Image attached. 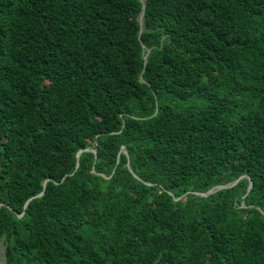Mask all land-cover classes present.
<instances>
[{"label": "trees", "instance_id": "obj_1", "mask_svg": "<svg viewBox=\"0 0 264 264\" xmlns=\"http://www.w3.org/2000/svg\"><path fill=\"white\" fill-rule=\"evenodd\" d=\"M143 8L0 0V264H264V0Z\"/></svg>", "mask_w": 264, "mask_h": 264}, {"label": "water", "instance_id": "obj_2", "mask_svg": "<svg viewBox=\"0 0 264 264\" xmlns=\"http://www.w3.org/2000/svg\"><path fill=\"white\" fill-rule=\"evenodd\" d=\"M144 6H145V4H144ZM143 16H144V11H143V13L141 14V19H140V23H141V26L143 25ZM142 30V29H141ZM147 58V57H146ZM142 78V77H141ZM84 152H91V153H94L95 155H96V150H91V149H86V150H81V151H79V153H78V155H77V168L79 167V165H80V158H81V155L84 153ZM244 177H241L239 180H238V182L239 181H241V179H243ZM46 184H47V182L44 184V191H45V189H46ZM235 185V183H233L232 185H228V186H225V187H220V189H222V188H226V187H231V186H234ZM44 191H43V193H41L40 195H38L36 198H38V197H41V196H43L44 195ZM213 191H215V190H213ZM31 200H29L28 202H30ZM1 254L3 255V259L5 260L6 259V251L5 250H2L1 251Z\"/></svg>", "mask_w": 264, "mask_h": 264}, {"label": "clouds", "instance_id": "obj_3", "mask_svg": "<svg viewBox=\"0 0 264 264\" xmlns=\"http://www.w3.org/2000/svg\"><path fill=\"white\" fill-rule=\"evenodd\" d=\"M142 2H143V5L145 4V6H144V8H143V11L145 12V8H146V2H147V0H142ZM143 13V12H142ZM140 19H141V17L139 18V21H140ZM143 20H144V16H143ZM143 25H144V21H143ZM143 25L141 26V23H140V26L142 27V30H143ZM141 30V31H142ZM147 56H145V58H146ZM147 59V58H146ZM142 77V76H141ZM141 80H142V78H141ZM124 152V151H123ZM126 152V151H125ZM242 177H244V176H242ZM244 178H246V177H244ZM248 178V177H247ZM46 182H48V181H46ZM45 182V183H46ZM44 183V184H45ZM253 185V183L251 182V186ZM46 186H47V184H46ZM202 196H204V194H201ZM2 250H5V249H3V247H2ZM1 250V251H2ZM1 256H2V261H3V263H5L6 262V259H7V257H6V259L4 260L3 259V255L1 254Z\"/></svg>", "mask_w": 264, "mask_h": 264}, {"label": "rangeland", "instance_id": "obj_4", "mask_svg": "<svg viewBox=\"0 0 264 264\" xmlns=\"http://www.w3.org/2000/svg\"><path fill=\"white\" fill-rule=\"evenodd\" d=\"M214 192V191H213ZM3 249H5L4 247H3Z\"/></svg>", "mask_w": 264, "mask_h": 264}]
</instances>
